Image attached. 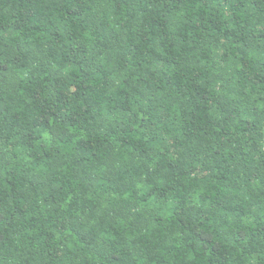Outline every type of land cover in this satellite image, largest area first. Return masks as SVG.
Segmentation results:
<instances>
[{"label": "trees", "instance_id": "16d2710c", "mask_svg": "<svg viewBox=\"0 0 264 264\" xmlns=\"http://www.w3.org/2000/svg\"><path fill=\"white\" fill-rule=\"evenodd\" d=\"M0 264H264V0H0Z\"/></svg>", "mask_w": 264, "mask_h": 264}]
</instances>
